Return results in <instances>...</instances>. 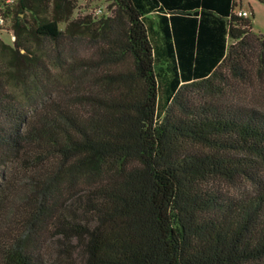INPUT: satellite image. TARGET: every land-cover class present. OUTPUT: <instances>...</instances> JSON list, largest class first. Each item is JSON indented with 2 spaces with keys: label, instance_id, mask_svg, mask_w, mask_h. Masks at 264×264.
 <instances>
[{
  "label": "trees",
  "instance_id": "obj_1",
  "mask_svg": "<svg viewBox=\"0 0 264 264\" xmlns=\"http://www.w3.org/2000/svg\"><path fill=\"white\" fill-rule=\"evenodd\" d=\"M235 7L110 0L73 17L74 0H15L0 264H45L48 231L65 264H264V34ZM149 14L171 64L160 114Z\"/></svg>",
  "mask_w": 264,
  "mask_h": 264
},
{
  "label": "rangeland",
  "instance_id": "obj_2",
  "mask_svg": "<svg viewBox=\"0 0 264 264\" xmlns=\"http://www.w3.org/2000/svg\"><path fill=\"white\" fill-rule=\"evenodd\" d=\"M76 9L74 10L73 17L78 15L84 16L91 14L94 17H99L108 12L110 0H74ZM5 3V0H0V5ZM237 7L234 11H246L249 14L251 21V30L254 34H264V0H236ZM11 5L6 7L4 16L6 17L7 27H10L12 21ZM100 10L101 12H98ZM145 22L148 26L151 42L156 49L157 55L155 60V69L159 82V114L164 109V88L170 79V62L162 55V37L158 30L157 17L155 14H149L145 17ZM64 24L60 25L64 29ZM4 41L7 36H4ZM159 53V54H158ZM233 191V190H232ZM61 241L58 237L54 236V232L48 231L45 234V243L41 248L42 259L45 264H65V256L60 250ZM74 263H81V254L77 251L73 256Z\"/></svg>",
  "mask_w": 264,
  "mask_h": 264
},
{
  "label": "built area",
  "instance_id": "obj_3",
  "mask_svg": "<svg viewBox=\"0 0 264 264\" xmlns=\"http://www.w3.org/2000/svg\"><path fill=\"white\" fill-rule=\"evenodd\" d=\"M15 3V0H5V3L0 5V40L4 41V36H7V42L9 44H12L13 42H15V35L14 32L10 27H7V22H6V17L4 16V12L6 10L7 6H10L12 4ZM98 12H101L100 10H98ZM236 14L240 17L243 18H249V14L246 11L243 10H238L236 12Z\"/></svg>",
  "mask_w": 264,
  "mask_h": 264
}]
</instances>
